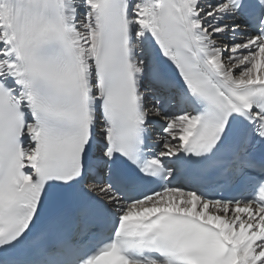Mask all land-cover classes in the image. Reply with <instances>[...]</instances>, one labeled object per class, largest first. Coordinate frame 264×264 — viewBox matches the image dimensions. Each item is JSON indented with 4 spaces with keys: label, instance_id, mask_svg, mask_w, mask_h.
<instances>
[{
    "label": "snow or ice",
    "instance_id": "obj_1",
    "mask_svg": "<svg viewBox=\"0 0 264 264\" xmlns=\"http://www.w3.org/2000/svg\"><path fill=\"white\" fill-rule=\"evenodd\" d=\"M0 264H264V0H0Z\"/></svg>",
    "mask_w": 264,
    "mask_h": 264
}]
</instances>
